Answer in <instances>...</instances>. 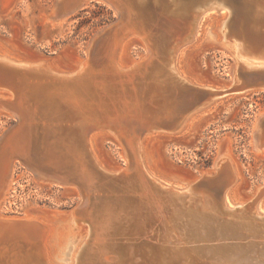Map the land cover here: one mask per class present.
Returning a JSON list of instances; mask_svg holds the SVG:
<instances>
[{
    "label": "bare ground",
    "instance_id": "6f19581e",
    "mask_svg": "<svg viewBox=\"0 0 264 264\" xmlns=\"http://www.w3.org/2000/svg\"><path fill=\"white\" fill-rule=\"evenodd\" d=\"M86 1L88 0H55L48 17L60 22L74 14ZM96 1L105 3L117 16L114 29H110L105 39L106 46L103 45L105 58L101 63L94 64L93 55L88 51L87 44L86 58L74 61L75 68L64 73L52 70L42 59L30 61L24 57L13 56L7 51L0 55V64L13 68L18 80V83L0 88V91L4 90L0 92V108L7 109L18 124L16 127L10 126L0 135V145L13 148L15 144H20L22 149L18 153L15 151L17 153L15 159L21 156L24 158V164H27L26 167H31L28 159L32 155L33 142L39 141L41 129L45 134L42 142L45 146V156L38 163L44 161L49 169L52 168L42 171L46 176L49 174L57 178L58 182L74 186L78 192L76 207L72 212L70 211L64 224H59L61 221L54 218L47 219L50 224H55L54 220H56L60 225L56 226L57 228L50 235H47L49 232L47 228L35 219L15 220V218L0 217V255L4 257L11 250H15L13 255L15 260L11 264H53L52 258L56 254H52L54 246L51 249V243L54 242L61 247L60 260L65 262H70L74 258L73 264H135L134 245L129 243L126 249L117 243L120 239L117 236L123 237L131 230L135 231V235L140 234L148 222L154 221V223L159 222L158 240L162 242L155 249L149 248V251L155 259H159L161 262L159 264H249L240 258L236 248L231 249L225 245L208 242L214 240L220 242L226 232L236 236L238 228H251L253 217L264 216L261 212L264 211L263 188L257 189V193L255 192L252 198L237 201L234 203L235 207L227 208L230 206L227 197L233 198L231 187L235 181L232 164L227 158L220 157L215 162V169L221 170L218 180L216 179L221 194L218 204L214 197L215 193L208 194L207 190H210L208 188L199 190L200 183L196 182V179L184 180L179 175L167 171L159 177L153 176L154 174L144 165L145 153L140 138L146 131L165 128V124L162 123L165 118L178 124L184 119L186 110H182L177 105L174 107L172 104L175 99L169 97L174 90L178 91L179 88L184 87L207 92L204 88L210 90L213 88L202 82H199L201 87L194 85L196 81L189 82L176 69L177 57L179 60V56L183 54L180 52V55L176 56L177 53L193 36L192 34H195L199 20L210 18L211 14L207 13L208 11L213 9L227 11L225 18L223 17L219 23V31H217L222 36L217 43L233 58L232 82L235 86L239 83L235 71L240 74L247 70L264 69V40L262 42L254 38L249 40L243 30L229 33L230 7L222 1L204 0L192 5L188 1L172 0V15L180 19L192 9L196 18L193 25L196 26L188 29L189 35L180 38L174 33L175 37L169 40L166 39L165 34L162 35L166 30L164 25H158L157 28L160 29L156 34H151L146 29V23L134 14L128 0ZM263 10L264 4H257L252 21L262 15ZM169 26L172 28V24ZM125 34L138 35L144 52L127 68L121 67L117 61L122 46L121 40L126 37ZM211 38L214 39V36ZM225 40L229 43L222 44L221 42ZM137 77L141 79L148 77L154 82L150 88L143 90L142 86V90H139L137 83L134 82ZM129 86H132V91L128 90ZM160 91L165 94L162 99L155 100L152 110L146 107L143 103V94L158 96ZM220 92L209 91L205 93V99ZM62 102L65 104L64 108L59 104ZM201 103L200 101L199 104ZM74 120H76L75 125H72L74 128L63 126L61 128L63 136L60 137L61 139L58 138L59 140L55 137L57 141L50 146L51 149H48L47 142L53 137V134L49 135V128L53 127V123ZM97 127L111 131L123 146L122 156L127 160L123 166L125 168L119 173L133 171L131 176L124 175L126 178H121L124 181L123 185L114 186L111 183L110 186L109 183L112 196L104 195L103 188L98 186L100 176L97 175V170L104 175L107 172L97 161L92 149V136H89V133ZM56 129L57 133L61 132L58 131L59 128ZM252 132L250 141L252 149L264 154V131L254 122ZM60 140L68 142L66 147L68 155L62 152L64 147H60L58 142ZM59 147L60 149L55 151ZM226 147L225 143L220 144L218 154L224 156ZM10 161L11 159L6 161L5 167L0 165V193L5 188L15 165L12 159V165L9 166ZM37 169H33V172H37L39 178L43 177ZM207 177L209 180L212 179L208 175ZM129 194H137L135 195L137 198L133 199L135 196L130 197ZM249 200L251 201L248 202ZM246 203L249 205L248 209ZM142 210L145 212L142 213ZM218 216L222 221H217ZM225 216H229L231 221L222 219ZM149 229L150 233L155 232L154 228ZM145 230L146 236H144L149 237L147 236L149 232ZM84 233H86L85 237L73 254L72 244ZM7 239L11 242L10 247ZM64 240L68 243L66 246ZM196 242L208 244L189 246L190 243ZM16 243H20L21 246L16 248ZM26 247L28 249H25ZM19 253L22 254V258ZM6 259L10 260V257Z\"/></svg>",
    "mask_w": 264,
    "mask_h": 264
},
{
    "label": "rangeland",
    "instance_id": "374dc122",
    "mask_svg": "<svg viewBox=\"0 0 264 264\" xmlns=\"http://www.w3.org/2000/svg\"><path fill=\"white\" fill-rule=\"evenodd\" d=\"M54 1L55 0H0V55H3L4 51H7L13 56L19 58L24 57L30 61L42 59L46 61L50 66L49 68L52 70L55 69L54 71L58 70L61 71L59 73H64L65 71L75 68L74 61H81L86 58V44L92 33L103 27L113 25L114 22L116 23L115 20L117 16L112 9L105 3L96 0L86 1L74 14L67 16L60 22L53 21L48 15L54 6ZM191 12H193V10ZM207 13L211 14L210 18L208 19L207 17L203 20H199L195 34H192L193 36L182 45L180 51L177 53L176 56L180 55V52L183 54L179 56V60L177 57L176 69L181 75L186 77L189 82L193 83V81H196V83H193L194 85L200 86L199 82H202L217 89L216 91L221 92L218 95L207 97L193 110L186 112L184 119L181 120L179 124L177 123L173 131L162 130V128L152 129L146 131V133L141 136L140 140L145 153V158L143 159V161L145 160L144 165L149 172L154 174L153 176L156 175L159 177V175L163 173L166 174V171L179 175L181 178L188 181L195 180L201 175L211 176L214 178L213 182H215V184L213 185L216 187L210 184L209 181L202 180L205 186L200 184L199 187L201 189L199 188V190H207L206 188L210 189L207 190L209 191L208 194L215 193L214 197L218 204L221 194L216 181L218 180V175L219 172L221 173V170H216L218 168L215 169V162L218 161L220 157L227 158L231 162L235 174V181L231 187L234 195L233 198L231 196L229 198L227 197L230 206H226L232 209L235 207V202L252 198L259 188H263L264 190V154H260V152L253 150L250 143L253 136L252 130L254 122H256V118L261 113H264V92H243L234 89L235 84L232 82L233 58L224 47H221L217 43L222 36L221 33L218 32L219 23L227 14V11H217L213 9ZM195 26V24L187 26L184 30L185 33L183 31L181 33L176 32L175 34L183 38L188 34V29L190 30ZM172 32L174 34V31ZM108 33L107 31L103 35L102 40L96 44L92 51V61L94 64L101 63L105 58V39ZM125 36L126 37L121 40L122 46L117 59L118 64L123 68H127L133 62L137 61L144 53L143 44L138 35L130 34L128 36V34H125ZM211 36H214V39L211 38ZM173 37L175 36L173 35ZM221 43L226 44L229 42L225 40ZM183 76L181 77L183 78ZM141 80L143 84L144 81L145 83L149 82V80H144V78H138L134 81L137 83L138 87L141 84ZM131 88L132 86H129L128 90L132 91ZM141 89L142 86L139 87V90ZM0 92H4V90ZM59 104L64 108L65 104H63V102ZM75 121L76 120L70 122L62 121L60 123L54 122L53 127L49 128L50 135L53 134L52 136L54 138L50 137L48 144L55 143V141L61 139L60 137L63 136V129L61 128H63V126L73 127ZM64 123L67 124L65 125ZM54 124L57 125L55 126ZM17 125L11 113L7 109L0 108V135L10 126L16 127ZM56 128H59L58 131L61 132L57 133ZM39 131L43 133L41 129ZM34 134L33 136L36 137ZM89 136H92V149L94 155L100 166H102L108 174L105 173L104 175L101 171L97 170L96 173L100 176L99 181L101 182H98V186L101 189L103 188L104 195L111 194L112 196L113 194L109 191L111 183L114 186L117 184L123 185L124 181L121 178H126L127 175L131 176L133 171L130 170L129 172H124V174L119 173L122 168H125L123 166H125L124 164L127 159L122 156L123 146L120 144L121 142L118 141L111 131L104 127H97L89 133ZM38 140L39 141L33 142L32 155L29 159L27 158L31 166L28 168L26 167L27 164H24L23 157L19 156L18 159H15V155L17 156L18 151L22 149L20 144H15L16 148L13 146L15 149L10 146L6 147L0 145V150H2V152L0 151V157H2L0 158V165L5 167L8 159H11L9 166L12 165V159H14L15 162L13 171L7 179L5 188L0 193V217L15 218V220H20L21 218L35 219L47 228L49 231L47 235H50L55 228L60 226L59 224H64L66 222L65 220L70 211L72 212L76 207L78 192L72 185H65L61 182H57L60 184H55L48 178L46 180V177H49L48 175L41 178H39L37 174L35 175L33 169L38 168L37 171L52 169L51 167L49 169V166L44 164L43 160L42 163H38L39 160L43 159L42 157L45 156V149L42 146L41 137ZM60 141H58L61 145L60 147H64L62 152L68 155L66 149L68 142L65 140ZM222 143L227 145L224 150V156L218 154L219 145ZM60 147L55 151H58ZM11 148L13 149V153H11ZM86 159L88 160V158ZM118 181L123 182L118 183ZM107 185L109 187H107ZM132 195L137 196V194H129L130 197H133ZM136 196L133 197V199L137 198ZM233 199L236 200L233 201ZM250 201L251 200L248 202ZM262 201L264 202V193ZM247 203L245 206L248 209L249 205ZM237 206H239V204ZM144 212L145 211L142 210V213ZM261 212L264 215V211ZM48 218H54L57 221L60 220L61 223L57 224V221L54 220L55 224H50L47 220ZM218 218V222L222 221L220 220V216H218ZM222 219L225 221L230 219L229 221H231L229 216H225V218L222 217ZM136 220L138 221V219ZM158 223L159 222L154 223V221L148 222L147 226L144 227L140 234L135 235V231L131 230L125 233L123 237L117 236L120 238L117 243L123 245L126 249L129 247V243L134 245L136 253L134 260L135 264H146L148 262V264L161 263L159 259H155L152 252L149 251V248L155 249L159 247L162 242L158 240ZM84 224L86 225V223ZM84 224L83 226H85ZM151 227L155 229V232L150 233L149 228ZM145 229L149 232V235H147L149 237H145ZM237 231L238 235L233 236L232 234L230 235L229 232H226L223 238L229 237V242L233 241L236 243L241 241V243H245L250 240H253V242H258V240L261 241V239H258L259 237L252 239L251 235L239 241L242 237L240 236V232L243 233L244 230L238 228L236 232ZM85 235L86 233L81 235L78 241L72 244L73 254L81 244ZM260 236L263 237L262 234ZM8 239L7 244L10 247L11 242L8 241ZM63 243L65 244L66 241L64 240ZM203 243L216 244L217 242L215 240L208 243L196 242L190 243L189 246H200ZM67 244L68 243L64 246ZM15 246L19 248L21 244L16 243ZM52 246H54L52 254H56L52 258L53 264L74 263V258H72L70 262L60 260L62 257L61 247L55 245L54 242L51 243V249ZM146 247H148L147 250ZM258 248H261V244L256 246L250 245L249 247L246 245L241 248L238 253L240 254V258L243 257L242 259L255 258L258 260L260 259L259 257L264 256V254H260L259 257H257L261 251L253 255V252ZM10 249H12V246ZM25 249H28V247ZM3 250L4 248L1 250V253ZM14 251L15 250H11L4 257L0 255L2 256L0 257V261H2L1 264H11V262L15 260L13 257ZM18 255L21 257L22 254L19 253ZM9 257L10 260H5V258ZM255 259L251 260V263H253Z\"/></svg>",
    "mask_w": 264,
    "mask_h": 264
},
{
    "label": "water",
    "instance_id": "95a60500",
    "mask_svg": "<svg viewBox=\"0 0 264 264\" xmlns=\"http://www.w3.org/2000/svg\"><path fill=\"white\" fill-rule=\"evenodd\" d=\"M128 1H129L130 6H132L134 14L138 15L140 17V20L143 21V23H146L147 25L146 29H148L149 32H151V34H156V31L160 29V28H157L158 25H164L166 30L162 32V35L165 34V37L167 40H169L170 38L173 37V35H175L173 34L172 31H174V33L183 32L185 30V27L192 25L195 19L194 18L195 14L191 12L192 9L189 10L183 18L179 19L177 17H174L171 13V10L173 9V6L171 5L172 0H128ZM176 1H179V2L188 1V2H191L192 5H194L204 0H176ZM217 1H222L225 5L230 7L231 16H230L229 24H228L229 33H234L236 31L241 32L243 30V32L247 33V38L249 40H251L252 38L257 39V41L259 42H262L264 40V10L262 11L263 12L262 15L256 17L254 19L255 21H252V18H253L252 15H253V11L255 7L257 6V4H264V0H217ZM169 24L170 25L172 24L171 26L172 28H169L170 27ZM114 26H115V22L113 25L103 27L102 29L96 30L94 33L91 34V36L89 37L87 41V45H88L87 47L89 48L88 51H90L91 54L96 44L102 40L103 35L107 31L109 32L110 29H112ZM16 75L17 74L16 72L14 73L13 68L7 67L5 65L3 66L0 64V88L1 87L4 88V87H7V85L10 86L12 84L18 83ZM236 75H237L236 77L238 78L239 83L237 84V86H234V87H236L235 89L237 91L264 92V69L263 70H247L246 72H243L240 74L236 72ZM144 80H149V82L145 83L144 81V84L141 83L142 85L140 84L139 87L144 86L143 90H146L148 89V87L150 88V86L153 84L154 81H152V79H149L148 77H144ZM204 89L207 92L216 91L214 88L211 89L212 91L210 90V88L209 89L204 88ZM207 92L194 91L192 88L186 89L182 87V88H179L178 91L174 90L173 94L170 95L169 97L175 99L174 104H172L174 107L177 105L182 110H186V112H189L193 110L195 107H197L200 101L202 102L205 99V93ZM164 95L165 94L163 91H160L158 96H154L152 94L151 96L148 94H143V103L146 107H150V109L152 110V108L155 106L154 104L155 100L157 98L162 99ZM162 123L165 124V128L163 127L162 130L173 131L174 127L177 125L178 122L173 123L171 119L165 118V120H162ZM256 123H257V127L260 130L264 131V114H261L256 118ZM145 133H143L142 135H144ZM49 135H50V130H49ZM260 135H262V133ZM40 137L43 142L45 134L41 133ZM40 137H38V139ZM53 144L54 143L48 144L49 147L47 148L48 149L52 148L50 146H52ZM43 148H45V146H43ZM34 173L36 175L37 172H34ZM40 174L46 177L44 172L40 171ZM46 178L48 179L50 178L52 182L55 184H60V183H57L58 180H56L57 178H55L54 176L49 175V177H46ZM211 178H210L211 180H209L206 175H201L197 177L196 182L200 183L201 185L205 184L202 180L211 181L213 183L214 178L213 177ZM252 221H253V225L251 226V228H248V229L244 227L240 228L241 230L243 229L245 233L240 232V236L242 237L241 238L237 237V238H240L239 241H241L244 238L251 235L252 239L259 237L261 241L253 242V240H250L245 243H241V242L236 243L233 241L229 242V237H226L227 239L224 240L223 238L222 239L223 241L222 240L220 241L221 243L218 242L216 244L225 245L226 247L231 248V249L236 248L239 252L241 248H243L245 245L249 247L250 245L256 246L258 244H261V248H258L257 250H255L253 252V255L256 254V252H260V251L261 252L258 254L257 257H259L260 254H264V250H263L264 249V216L253 217ZM252 232H254L253 235L251 234ZM261 234L263 235V237L262 236L260 237ZM259 258L260 259L258 260L255 258H249V260L245 258L243 260L249 264H264V256L259 257ZM253 259H255V261L251 263V260Z\"/></svg>",
    "mask_w": 264,
    "mask_h": 264
}]
</instances>
